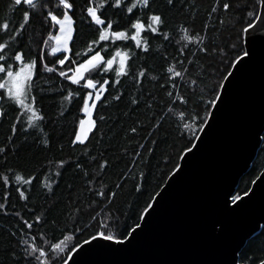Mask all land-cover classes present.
<instances>
[{"label": "trees", "instance_id": "16d2710c", "mask_svg": "<svg viewBox=\"0 0 264 264\" xmlns=\"http://www.w3.org/2000/svg\"><path fill=\"white\" fill-rule=\"evenodd\" d=\"M50 2L54 5L56 0ZM72 2L75 7L69 10V14L73 16L75 31L74 39L68 44L70 51L66 54L71 60L78 61L81 56L77 53H86L94 33L83 11L85 0ZM127 2L130 4L132 0ZM225 2L231 5L227 11L222 7ZM10 3L11 0H0V23L5 20L12 22L9 34L22 22L21 14L26 8H12ZM152 9L163 13L164 24L160 34L147 30L141 33L149 41L146 53L143 44L137 47L131 41V31L127 40H109L93 46L94 50H101L106 58L116 48L130 55L125 75H116L115 64L106 73L92 74L98 83L104 80L109 83L93 108L95 123L83 144L71 141L79 121L85 116L79 109L86 90L82 86L70 85L58 76L59 71L73 67L70 61L63 66L55 63V59L62 58L61 52L51 54V48L55 46L51 37L58 34L59 26L44 15H34L13 41L9 42L0 32V37H3L0 42L10 45L3 52L7 59L0 63H12L19 68L20 63L10 59L13 50L22 51L24 62L37 60L29 93L36 97V106L43 115V120L35 128H29L27 133L18 128L13 136L14 106L0 95L3 113L0 114V148L4 149L0 152V204L5 205L4 209H0V264H28L20 244L24 234L35 236L37 245L44 246V240H50L54 232L58 234L65 226L69 231L74 225L81 227L82 232L76 237L79 240L87 238L101 223H107L117 234L134 222L139 223L140 211L147 202H152L149 198L165 184L168 173L179 163L178 152L183 150L189 138L188 132L177 131L181 122L178 113L184 110V106L177 100H170L167 94L172 92L173 97L187 96L190 110L201 90L217 81L218 76L209 74L223 71L224 65L219 61L233 55L229 51L227 56H222L221 49L227 51L230 48L238 29L249 19L246 13L259 11L257 0H174L172 5H168L166 0H153ZM51 10L57 14L62 11L58 7ZM115 11L122 14L112 15ZM146 11L137 5L135 15L111 8L106 9L105 14L120 24H124L129 17H139L147 24V16L142 15ZM181 28L196 39H182L184 33ZM164 32L169 34V39H164ZM200 48L207 51L202 52ZM41 55L44 63L54 67L55 72L43 70V65L39 63ZM169 66L176 71L186 70V74L170 80ZM3 75L0 73V79ZM193 80L195 85L191 83ZM69 91L74 95L69 100H63L62 96ZM77 91L80 95L75 94ZM202 109L203 105L200 106L201 114ZM24 120L26 117H22L21 125ZM181 135L183 139L179 138ZM45 139L49 140L47 147L43 144ZM149 149L152 151L149 152ZM59 160L66 161L63 167L58 165ZM102 164L104 167H101ZM263 168L264 135L257 157L248 173L240 179L234 196L247 193ZM141 172L144 173L143 179ZM16 174L24 179L32 176V183L15 181ZM4 176L11 178L7 185L4 184ZM136 183L142 184L140 192L134 187ZM45 184L49 187H44ZM17 187L26 192V201L19 199L15 191ZM110 193H114L111 199ZM35 216H41L43 222L35 223ZM25 220L33 222L31 230L23 228ZM262 233L264 228L247 241L239 254L241 264H256L259 258L264 257V251H261Z\"/></svg>", "mask_w": 264, "mask_h": 264}, {"label": "snow or ice", "instance_id": "6c2138e0", "mask_svg": "<svg viewBox=\"0 0 264 264\" xmlns=\"http://www.w3.org/2000/svg\"><path fill=\"white\" fill-rule=\"evenodd\" d=\"M85 2L86 7L83 11L86 21L89 27L92 28L94 35L87 45L86 53H77L78 56H81V59L78 61L71 60L69 55L66 54L70 51L68 42L74 39L73 33L75 31L73 16L69 14V10L75 7L72 0H56L54 5L51 4L50 0H11L10 6L12 8L26 6L21 14L22 22L18 27L12 29L11 34H9V26L12 22L10 20H5L0 23V32L7 37L9 42L18 37L24 27L31 22L34 15H44L47 20L59 26V33L51 37V39L56 41L55 46L51 48V54L54 55L57 52H61L62 58L55 59V63L63 66L66 61H70L73 67L68 68L67 71H59L58 76L67 80L70 85L82 86L86 90L82 95L83 104L79 110L88 116L89 119H81L79 121V127L74 130V138L71 141L73 144H83L85 142L86 131L93 127L95 123L91 118L93 108L97 106V101L101 99V96L106 91L105 85L109 83L108 80H104L103 83H98L92 78V74L96 72H108L113 68V65L118 59V67L115 69L116 75H125V69L129 61L130 54L119 48H116L115 52L106 58L105 55H102L101 50H94L93 46L109 40L113 42L121 39L127 40L129 39L128 33L131 31V41L135 42L137 47L143 44V51L146 53L149 50V41L147 38L142 37L141 33L147 30L153 34H160L161 26L164 24L163 13L152 9L153 0H132L130 4L127 0H85ZM166 2L168 5H172L174 0H166ZM137 5L142 9L148 10L142 12V15L147 16V24L139 17L136 19H131L129 17L124 24H120L119 21H114L110 18V15L105 14V10L111 8L114 10H123L124 12L135 15L134 9ZM257 6L260 9L259 11L253 10L246 13L249 19L238 29L235 40L232 42L230 48L227 51L221 49L222 56H227L229 51L232 52L233 55L227 60L221 59L219 61L220 64L224 65L223 71H219L218 73L217 71H213L209 74L218 76L217 81L211 86H205V88L201 90V94L193 100V106L190 110L188 109L189 98L187 96L176 95L173 97L172 92L167 94L170 100H177L184 106V110L178 113L181 122L177 125V131L180 133L188 132L189 138L183 145V150L178 152V156L181 159H186L187 156L193 154L194 149L199 146L197 141L202 139L200 134L206 132V128L212 126V119L215 118L216 111L219 110L221 104L224 103L225 94L228 90V86L233 82L236 71L241 65L254 58V50L257 43L264 45V0H257ZM53 7H58L62 11L57 14L51 10ZM222 7L227 11L230 9L231 5L225 2ZM38 9L39 12L37 11ZM213 11H215V9H213ZM121 14V11L112 13V15ZM221 23H223V21H221ZM181 31L184 33L182 39L187 41L196 39L188 35L186 29L181 28ZM257 31L261 34L257 35ZM163 36L165 40L169 39V34L167 32H164ZM2 38L3 37H0V39ZM9 46V44L0 42V61H5L7 59L3 55V52L7 50ZM199 50L202 52L207 51L205 48H200ZM213 52L215 53V49H213ZM10 59L19 62L20 66L16 68L12 63H0V73L4 74L3 78L0 79V90H2L0 95L4 96L14 106L15 123L11 126V133L15 136L18 128H22L24 133H27L29 128H35L36 125L43 120V115L42 110L38 109L36 106V97L30 96L29 93V84L32 81L34 69L37 67V60L29 59L27 62H24L25 57L20 50H13ZM39 63L43 65V70L45 72L52 73L56 71L54 67H49L47 63H44L43 55L40 56ZM167 72L170 73V80L174 77H181L186 74V70L185 72L176 71L171 66L167 68ZM140 74H144L143 70H141ZM191 83L195 85V80ZM172 87H176L175 83L172 84ZM75 94L80 95L78 91ZM93 94H95V99L92 98ZM73 95L74 93L69 91L67 95L62 96V99L69 100ZM116 99H119V97H116ZM90 102L92 107H89ZM132 103L135 104L136 101L133 100ZM201 105H203V114H201L200 110ZM0 114H3L2 109H0ZM22 117H26L23 125L20 124ZM101 119H103V117H101ZM85 125L88 126V129L85 128ZM132 131L135 132L136 129L133 128ZM179 138L183 139L184 137L181 135ZM43 144L47 147L49 145V140H43ZM3 151L4 149L0 148V152ZM151 151L152 149H149V152ZM65 163L66 161L64 160L58 161V165L61 167H63ZM76 166L77 168L80 167L79 164ZM101 167H104V165L102 164ZM181 170L182 165L177 163L168 175L172 176L173 174H179ZM140 177L143 179V172L140 173ZM3 180L4 184L7 185L11 178L4 176ZM32 180V176L24 179L20 174L15 175V181L18 182L22 181L23 183L31 184ZM44 187L48 188L49 185L45 184ZM134 187L137 192H140L142 184L136 183ZM15 191L18 192L20 200H27L28 197L24 190L17 187ZM97 195H103V193H98ZM245 195H247V193H245ZM7 196L8 193L6 192L5 198H7ZM112 197H114V193L109 194V199ZM149 199L150 201H157L156 196H151ZM240 200L241 197L238 195L231 197V203L234 205ZM4 208L5 205L0 204V209ZM151 209H154V203L147 202L146 206L143 207L139 213V220L145 221V214H148ZM93 219H95V217H93ZM34 220L37 224L43 222L41 216H35ZM23 228L31 230L33 228V222L25 220L23 222ZM23 228L21 229L22 232ZM140 230H142V224L134 222L132 225L126 227L124 231L117 234L109 228L107 223H101L93 233L88 234L87 238L78 240L76 237L82 232L81 227L74 225L73 229L69 231L67 226H65V228L59 230L58 234L54 232L50 240H44V246H38L36 237H27V234L22 235L20 244L22 246L24 258L28 264H69L70 259L72 260V264H75L72 254L83 252L85 250L84 246L91 247L97 239L108 242L109 245L121 247L125 245V242L131 243V238L134 237V233L136 234ZM262 235H264V233H262ZM261 251H264V241L261 242ZM256 264H264V257L259 258Z\"/></svg>", "mask_w": 264, "mask_h": 264}, {"label": "water", "instance_id": "95a60500", "mask_svg": "<svg viewBox=\"0 0 264 264\" xmlns=\"http://www.w3.org/2000/svg\"><path fill=\"white\" fill-rule=\"evenodd\" d=\"M254 53L236 71L199 146L180 158L182 170L155 195L131 243L97 239L72 254L75 264H241L247 241L264 228V168L247 195L231 203L263 142L264 45L257 43Z\"/></svg>", "mask_w": 264, "mask_h": 264}, {"label": "rangeland", "instance_id": "374dc122", "mask_svg": "<svg viewBox=\"0 0 264 264\" xmlns=\"http://www.w3.org/2000/svg\"><path fill=\"white\" fill-rule=\"evenodd\" d=\"M54 43L56 44V41L55 40H54ZM68 44H69V42H68ZM118 63L119 62H118V59H117V62L115 63L116 67H118ZM92 98L95 99V94H93V97ZM89 107H92L91 102L89 103ZM91 118H92V114H91ZM84 119L87 120V119H89V117L85 115L84 116ZM85 128L88 129V126L85 125ZM91 129H92V127L86 131V133H85V140L87 139V136H88V134H89V132H90Z\"/></svg>", "mask_w": 264, "mask_h": 264}]
</instances>
